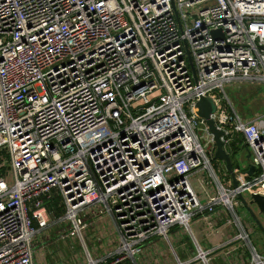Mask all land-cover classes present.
Listing matches in <instances>:
<instances>
[{
  "label": "built area",
  "instance_id": "2783aa9c",
  "mask_svg": "<svg viewBox=\"0 0 264 264\" xmlns=\"http://www.w3.org/2000/svg\"><path fill=\"white\" fill-rule=\"evenodd\" d=\"M245 84H264V0H0V264H35L38 249L68 237L85 264L135 261L153 239L172 264L235 252L264 264L238 213L239 197L264 196V113L241 118L225 93ZM200 98L215 106L223 150L237 136L249 156L232 170L235 187L225 164L224 182L212 164ZM55 199L63 212L51 218ZM103 216L117 243L96 258L83 231ZM198 216L211 248L193 240L182 261L169 236L180 228L193 239ZM221 216L235 227L226 240L212 222Z\"/></svg>",
  "mask_w": 264,
  "mask_h": 264
},
{
  "label": "crops",
  "instance_id": "0c3cea01",
  "mask_svg": "<svg viewBox=\"0 0 264 264\" xmlns=\"http://www.w3.org/2000/svg\"><path fill=\"white\" fill-rule=\"evenodd\" d=\"M192 179V183H193ZM49 209L52 210L50 216L51 218L53 217H58L62 212L63 208L59 202L58 199L53 200L52 204H50ZM200 219L201 217L198 216ZM259 218V217H258ZM211 219V218H210ZM227 217L221 216V218H213L212 222L215 226H218L219 228L223 227V237L224 240L228 239L229 236L231 235L232 232L235 231V227L231 226L230 224L227 223ZM253 221V220H252ZM206 224L200 220L195 222L192 227V232H193V239L188 235L187 237L184 235L180 236L177 234V232L172 233V238L175 240V248L177 250V254L182 261L188 260L191 256L194 255L195 253V245L193 240L196 242V244L201 248V249H208L209 247L211 248V245L208 244L205 238V232H206ZM242 225L246 229L248 233L251 235H255L256 233V224L248 220L242 219ZM53 227V226H52ZM264 227V225H263ZM89 229V230H87ZM86 230L88 231L87 233H92L90 236L91 238L89 239L90 245L92 247H96V258H102L106 256L107 254L113 252L115 249L116 243H117V232L115 229V225L113 220L110 217L103 216L101 218H98L93 222L90 228H87ZM55 233H49L48 229L44 230L41 232L40 237L41 240L40 242L48 237L54 236ZM94 236V237H93ZM98 240V242L96 241ZM43 242V241H42ZM58 242H64V241H58ZM58 242H55L54 244H57ZM53 244V245H54ZM51 246V251L48 249L43 256H41L42 264H45L44 261L45 258H48L50 261H46L47 263L49 262H54L55 259L61 258V254L59 253L56 245ZM70 249H71V245ZM264 248V245H262ZM48 248V247H47ZM64 257L67 256L66 254L63 255ZM50 257V258H49ZM246 261V257L241 255L240 252H235L234 254L225 256L221 255L220 257L212 258L210 264H244ZM119 264H172L171 260H168V257L166 255L165 249L161 246H159L158 239H153L149 244H147L144 247V252L138 257V259L135 258V261H132L130 259L124 260L120 262Z\"/></svg>",
  "mask_w": 264,
  "mask_h": 264
},
{
  "label": "rangeland",
  "instance_id": "374dc122",
  "mask_svg": "<svg viewBox=\"0 0 264 264\" xmlns=\"http://www.w3.org/2000/svg\"><path fill=\"white\" fill-rule=\"evenodd\" d=\"M225 93L229 99L231 106L233 107V110L241 118H248V117H252L253 115L262 113V112L264 113V84H259V85L245 84V85L240 86L238 89H236V87H228L225 89ZM212 96L216 99L222 98L223 101L220 103V107L224 108L225 106H227L229 111L232 112V109L227 104L223 95H221L219 92L215 91L212 93ZM238 141H240V138L237 140V136L232 137V143L231 144H232L233 148H231V150L233 149V151L232 152L229 151V156H230V160L232 163V170H234L236 172H239L241 170L243 171L248 165V160L246 159L247 152H246L245 148L242 147V144L239 145L240 142H239V144L237 143ZM7 159H8L7 153L5 151H1L0 152V163L3 164L5 161H7ZM212 164L214 165V168L217 172V175L219 176L220 181L224 182L225 179H224L223 175H225V172L220 170V168L222 166V162L219 160H212ZM6 170L9 171V165L4 167L3 172H5ZM193 184L195 185V181H193ZM213 186L214 185L211 182V187H213ZM252 211L256 215V210H252ZM87 213H88V215H90V211H88ZM238 213L241 217L244 218V220H248V221L253 222L252 218L249 216L247 210L244 207L240 208ZM258 220L262 225H264V220L262 217H259ZM52 225H53V223H52ZM91 225L88 228H90ZM65 227H66V224H59V225H55L53 227L51 226L48 228V232L51 234L55 233L53 236L55 238L56 232H59L62 228H65ZM256 228H257L256 229L257 231H256L255 235L252 234L251 237L253 238V240H252L253 244L255 246L259 247L261 245H264V235L258 229L257 225H256ZM87 230H89V229H87ZM87 230L85 229L83 231V234L85 236V239L87 241H89V239L91 238L90 235L92 233H87L88 232ZM174 232H177V234H179L180 236H182L184 233V235L187 237V235H186L187 233L185 234V232L180 228H175L172 233H174ZM172 233L169 236L170 241H171L172 245L176 246L175 240H173V238H172L173 237ZM51 237H52V235H51ZM40 240H41V237L39 235L36 238V241L38 242L37 247L41 246L42 241L40 242ZM63 241L64 242H58L57 244L53 245V246L56 245L59 253L62 256L61 258L55 259L54 262L57 263L59 261H63L64 264H85L86 259L83 255L82 247L77 243V241L71 237H68L67 239H65ZM151 241L152 240L146 242L143 245V247L139 248L138 250H135L136 259H138V257L144 252V247L147 244H149ZM158 242H159V246H161L165 249L168 260L172 261V259H174V258L172 257V259H171V256H169L170 249H169L168 245L164 241H158ZM70 243L73 246V248H71V249L69 246ZM89 248H90L92 255L94 257H96V252H95L96 247H92L89 244ZM48 249L51 251V246L48 248L38 249L36 251V253L34 255L35 264H42L41 256H43ZM65 254L67 256L64 257L63 255H65ZM45 260L50 261V260H48V258H45ZM46 261H44V262L47 263ZM215 264H217V263H215Z\"/></svg>",
  "mask_w": 264,
  "mask_h": 264
},
{
  "label": "water",
  "instance_id": "95a60500",
  "mask_svg": "<svg viewBox=\"0 0 264 264\" xmlns=\"http://www.w3.org/2000/svg\"><path fill=\"white\" fill-rule=\"evenodd\" d=\"M213 38H217L219 35L218 31H213L211 33ZM189 65L192 68L191 60L188 57ZM196 107L198 109V116L201 119H204L206 122V125L208 127V133L213 137V141L215 143V153L213 156L214 160H219L225 164V169L227 173L231 176L232 184L235 187L237 185L235 174L232 171V163L230 160V156L228 153H226L223 150V144L220 140V137L223 135L221 131H218L215 126L214 122L210 119V115L214 113L215 106L209 98H200V100L197 102ZM246 159H249V156H246ZM254 172V167L250 166L248 171L246 172L247 175H251ZM240 201L242 202L244 208L247 210L249 216L252 218V220L257 225L258 229L261 231V233L264 235V227L259 222L258 217H262L264 220V196L260 194H253L250 197L249 202H245L242 197H239ZM252 206H254L257 209V216L252 211Z\"/></svg>",
  "mask_w": 264,
  "mask_h": 264
}]
</instances>
